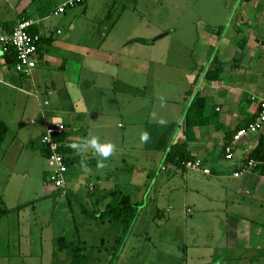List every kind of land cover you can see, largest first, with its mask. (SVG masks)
Here are the masks:
<instances>
[{
	"label": "rangeland",
	"instance_id": "obj_1",
	"mask_svg": "<svg viewBox=\"0 0 264 264\" xmlns=\"http://www.w3.org/2000/svg\"><path fill=\"white\" fill-rule=\"evenodd\" d=\"M54 1L53 9L62 2ZM237 3L235 0H89L87 4L68 9V14L72 18H82V25L78 28L83 31L81 34L85 44L100 47L107 40V46L114 43L118 49H121L122 43L129 44L123 54L135 52L143 57L159 55L160 62L164 61V64L157 68L178 71V63L185 65L186 69L191 67L196 62L194 56L206 47L199 42L201 33L214 35V39L219 41L230 24L234 26L238 15L235 11ZM87 5H90V10L86 14ZM109 13L110 17L106 18ZM62 16L53 14V20L59 21ZM163 34L153 43L140 41ZM123 58L118 59L121 67L131 69L142 64L136 58ZM85 61V79L83 77L80 82H70L68 85L69 101L75 103L83 96L89 99L93 127L101 125L95 113L102 106L111 112L104 118V125L109 127L104 141H111L117 147L114 156L105 161L107 167L101 171H97V160L100 158L91 151L84 154L94 157L93 161L85 160L86 167L80 163L71 166L66 180L83 184L80 193L83 198L75 194L62 198L58 191L60 188L49 180L48 158L39 149L44 124L42 109L46 111L50 107L44 105L48 97L41 89L38 91L40 97L24 93L7 83L11 82L8 76L0 74V119L10 126L7 140L0 147V186L6 189L0 220L4 206L11 208L30 203L7 214L0 223L1 262L67 264L64 254L70 252L73 255L74 247H83L78 250L79 253L91 257L76 261V264H198L201 257L207 264H233L230 259L212 260V251L202 248L195 250L192 247L187 251L183 244L186 228L190 229L192 225L185 217L176 214L180 209L177 205L185 203L183 199L187 198L186 183L181 174L175 173V167L165 161L186 113L175 127L171 125L178 116V98L175 94L181 88L183 75L175 73L158 78L157 83L151 81L146 98L133 96L131 102H125V98H122L124 94L119 90L102 92L100 85L104 78L98 70L105 68L106 63ZM150 66L153 69L155 65H146L148 68ZM55 70L46 72L42 81L54 78ZM85 80H92L90 84L95 81L91 90L87 89L89 86H86ZM34 92L32 88L31 93ZM165 94L174 97V100L168 101L166 97L162 104L160 97ZM187 96L188 93H184L181 99L185 102ZM50 100L57 101L55 97H50ZM32 119L36 121L31 122ZM160 119L165 120L166 124H159ZM170 128H174V133L167 143L165 136ZM145 130L150 133L151 139L142 144L140 133ZM13 140H21L25 147L9 159V163H12L9 166L2 158L4 150ZM91 183L96 185L95 194L85 192ZM118 189L130 194L141 206L137 219L127 233L120 221L95 217L90 210L81 211L85 206L93 207V200L99 196ZM209 189L212 191V188ZM189 194L192 195L191 192ZM34 204L37 205L36 209L33 208ZM62 236L73 245L61 249L57 240ZM112 255L114 260L111 262L109 257ZM247 260L244 264H247Z\"/></svg>",
	"mask_w": 264,
	"mask_h": 264
},
{
	"label": "crops",
	"instance_id": "obj_2",
	"mask_svg": "<svg viewBox=\"0 0 264 264\" xmlns=\"http://www.w3.org/2000/svg\"><path fill=\"white\" fill-rule=\"evenodd\" d=\"M237 1L236 23L234 26L230 24L224 37L217 41L216 36L201 33L199 42L206 47L200 49L196 57L194 56L196 62L187 69L185 65L178 63L179 70L173 71L170 68H157L164 64V61L160 62L159 55L148 57L147 54L148 56L143 57L135 52L123 54V50L129 44L121 42L122 47L119 48L122 50L114 47V43L107 46V40L100 47L85 44L81 34L83 31L78 28L82 18L78 19L77 16L72 18L67 10L60 14L63 16L59 21H54L52 14L54 0H0V32L11 33L20 20L33 19L37 23L33 25L32 31L42 36L38 64L31 74H20L15 69H8L5 66H0V74L8 76L11 82L7 83L24 93L40 97L38 91L41 89L48 97L44 105L50 107L46 111L42 109L44 124L39 146L41 154L47 158L49 149L43 145L42 138L48 122H62L66 125L65 141L68 145L86 138L89 131L98 135L103 141L106 139L105 134L109 127L104 125V118L112 113L102 106V109L95 113L101 125L93 127L92 114L88 108L89 99L83 96L84 98L78 99L75 103L69 101L71 100L68 88L70 82H80L83 77L85 79V60L106 63L105 68L98 70L104 78L100 85L102 92L119 90L124 94L122 98H125L123 100L125 102H131L133 96L138 99L146 98L151 81L157 83L158 78L175 73L182 74L181 88L177 89L175 94L178 98L177 121H173L171 125L176 126L196 93L208 97L211 115L210 122L194 127L195 139L189 143L192 160L202 159L211 173L205 174L203 171L191 170L186 166L184 169L174 168L176 174L183 176L188 193L187 198L183 199L185 203L177 205L180 209L176 214L185 217L188 224L190 221L192 225L190 229L186 228L184 247L187 251L192 247L195 250L202 248L212 251L210 256L215 261L230 259L233 264H244L248 259L247 264H264V130L243 137L232 160L227 159L225 154L226 146L231 143L238 130L255 121L259 113L260 100L264 97V0H235ZM89 6H86L85 13L90 10ZM216 47L218 49L213 54ZM215 55H218L222 61L223 71L218 80L209 81L205 78V73ZM122 56L126 60L136 58L142 61V64L131 69L121 67L118 59ZM147 64L156 67L148 68ZM47 69L49 71H46ZM50 69H56L54 78L52 77L50 81H42V76L50 72ZM85 81L86 86H89L87 89L91 90L95 81L91 84L92 80ZM32 88L34 93H31ZM184 93H188L185 102L181 99ZM50 97H55L57 101H51ZM164 98L168 101L174 100V97L166 94ZM35 121V119L31 120V122ZM166 132L168 134L165 139L168 143L173 136L174 128ZM185 140L183 123L182 126L180 124L173 143ZM23 144L21 140H13L4 150L2 161L12 166L9 159L15 157L20 149H24ZM257 148L260 149L259 158L254 159L259 163L249 167L251 155ZM73 156L84 161L94 160V157H89L91 155L82 156L77 152H74ZM81 159L77 163H80ZM236 172L241 173L236 175ZM70 185L73 187L71 188ZM82 190L83 184L75 180H66V188L58 189L62 198L68 197L69 194L83 198L80 194ZM5 191L6 189L0 186L3 197L6 195ZM95 191L96 185L92 183L85 190L88 194H95ZM189 192L192 193L191 196ZM105 195L93 200V207L88 208L93 215L104 210L111 202V196L104 198ZM133 201L139 203L134 199ZM84 203L87 201L84 200ZM33 208L36 209L37 205L34 204ZM6 216L4 215L2 219ZM90 257L87 255L85 260ZM99 257L98 255L97 258ZM63 258L67 264H73L72 253H65ZM109 259L112 262L114 255ZM1 261L0 257V264H10ZM198 264H207V262L201 257Z\"/></svg>",
	"mask_w": 264,
	"mask_h": 264
},
{
	"label": "trees",
	"instance_id": "obj_3",
	"mask_svg": "<svg viewBox=\"0 0 264 264\" xmlns=\"http://www.w3.org/2000/svg\"><path fill=\"white\" fill-rule=\"evenodd\" d=\"M109 17H110V13L106 15V18ZM114 23L116 24V22ZM17 61H18L17 52L14 49V47H11L6 55V63L1 66H5L8 69H14ZM222 71H223V63L218 57V55H215L211 61V66L205 73V78L209 81H216L220 78ZM209 107H210L209 99L207 96H204L201 93H196V95H194L184 116V135L186 137V140L184 142L173 143L168 149L165 156V161L172 164L175 168L184 169L186 163L189 160H192L189 151V143L195 139L194 127L198 125H203L206 122H210L211 115L209 113L210 112ZM9 132H10V126L8 125V123L0 119V146L4 143ZM66 138H67L66 133L59 134L56 136V139L62 142L61 151L66 155V163L70 169V167L74 163H77V161L81 158L77 156L76 157L73 156L75 151L72 148H70L69 145L66 143L65 141ZM259 151L260 149L257 148L254 151V153L251 155L250 159L251 160L258 159ZM48 156H49V152H48ZM112 195L114 196V199L110 203H108L107 207L101 212L96 213L94 215L99 218H107L122 222V224L125 226L124 231L127 233L128 231H130L135 220L137 219L141 206L139 203L133 201L132 196L130 194L124 193L122 190L119 189L107 193L104 196V198H107ZM3 204H4V198L3 195L0 193V208L1 205ZM29 204L30 203L19 204L14 208H7L4 206L3 209L1 210V214L3 216L7 215L14 210L22 209ZM84 210L89 211V209L86 206ZM57 243H59L61 249L73 245V243L69 244L68 240L64 236L58 238ZM80 248L81 250L83 249V247ZM80 248H76V247L73 248L74 264H76L75 263L76 261L79 260L81 261V259L86 258L85 255H81L79 253L80 251L78 250H80Z\"/></svg>",
	"mask_w": 264,
	"mask_h": 264
},
{
	"label": "built area",
	"instance_id": "obj_4",
	"mask_svg": "<svg viewBox=\"0 0 264 264\" xmlns=\"http://www.w3.org/2000/svg\"><path fill=\"white\" fill-rule=\"evenodd\" d=\"M89 0H62V2L52 11L54 15H60L68 9L85 4ZM37 21L33 19H22L14 27L13 32H0V66L6 63V55L11 47L17 52L18 61L15 71L20 74L29 75L37 67L38 53L42 36L32 31L33 25ZM46 104L48 102L46 101ZM264 130V97L259 103V113L252 123L247 127L241 128L234 135L231 143L226 146V158L232 160L235 157V150L242 138L249 134H256ZM67 131L66 125L62 122H48L42 138L43 145L49 149L48 174L49 180L58 188H66V174L69 167L66 163V155L61 151L62 142L56 136ZM259 162L250 160L249 167L257 165ZM261 163V162H260ZM186 168L191 170L203 171L210 174L211 170L205 167L202 159L189 160ZM241 172H236L239 175Z\"/></svg>",
	"mask_w": 264,
	"mask_h": 264
},
{
	"label": "clouds",
	"instance_id": "obj_5",
	"mask_svg": "<svg viewBox=\"0 0 264 264\" xmlns=\"http://www.w3.org/2000/svg\"><path fill=\"white\" fill-rule=\"evenodd\" d=\"M161 103H164V97H160ZM159 124L165 125L166 121L160 119ZM151 139L150 133L142 131L140 133V141L142 144L147 143ZM69 147L72 148L78 154L82 156L91 151L95 156L100 159L97 160V171H101L107 167L105 161H108L111 157L114 156L116 152V144L111 141H101L100 137L93 132L89 131L88 136L83 138L78 142H73L69 144ZM80 164L82 167H86V163L81 159Z\"/></svg>",
	"mask_w": 264,
	"mask_h": 264
},
{
	"label": "water",
	"instance_id": "obj_6",
	"mask_svg": "<svg viewBox=\"0 0 264 264\" xmlns=\"http://www.w3.org/2000/svg\"><path fill=\"white\" fill-rule=\"evenodd\" d=\"M164 35H165V34L160 35V36H158L157 38H154V39H151V40H142V39H141L140 41H142V42H146V43H153V42H155L157 39L163 37ZM183 123H184V120L182 121L181 126H182Z\"/></svg>",
	"mask_w": 264,
	"mask_h": 264
}]
</instances>
